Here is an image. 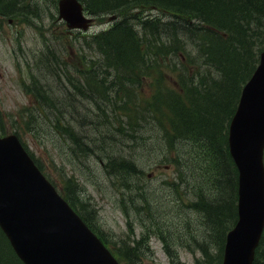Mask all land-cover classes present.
<instances>
[{
    "label": "trees",
    "instance_id": "1",
    "mask_svg": "<svg viewBox=\"0 0 264 264\" xmlns=\"http://www.w3.org/2000/svg\"><path fill=\"white\" fill-rule=\"evenodd\" d=\"M8 1L9 2H7V0H0L1 15L5 17L7 15L10 17H18L19 14L29 15V12H15V4H21L23 0ZM52 1L56 4L58 0ZM82 1L85 3V0ZM139 1L140 0H94V3L87 2V8L95 14L98 13L97 15L99 16L110 12L122 11L134 13L136 17L137 15L144 16L143 11L146 7L153 6L163 9L166 13L170 14V18L165 19V21L174 20L163 24L166 33L161 37H166L168 40L164 42L155 39L159 37L155 35V38L153 37L152 40L147 42L148 38H145V36H141L139 33L133 34L131 26L117 25L115 28V24L108 29L111 31L106 30L102 33H98L99 35L94 34L90 36L92 37L90 43L96 45L100 54L102 53L101 48H103L102 42L105 40L109 41V44H116L119 40H123L126 44H129L130 47L132 45L130 52H133L134 55L137 56V60L132 61L129 59V62L128 60L124 62L102 58V60H104L101 65L96 61L89 60L91 64L89 70L86 68L80 69L82 73L81 78H83L77 79L80 82V90L83 88V86L81 87V83L84 84V81L88 82L89 79V83L91 84L92 82L91 85H93L91 89H94V86H96L95 83L98 80L92 76L95 74L97 75L99 71L105 74L114 71L116 76L114 81L121 82V76L126 72V66L130 65L128 71L135 82L132 87L133 90L131 92L122 91V94L128 97L130 101L124 103L122 108H115L114 101L117 98H113V103L109 105L110 109L107 110L105 114L100 112L101 116L99 120L102 124L95 125V127L101 131L100 135L105 141H111L112 136L119 140L122 130L117 127L114 122H111L110 119L106 124V128H103V118H110L111 116L114 118L117 114L123 113L125 117L128 116L127 118L129 121L127 123L130 126L134 125L135 120L145 119L146 121V117H153V119H156L159 123L164 133L171 135L169 136L170 139H175L178 135L180 138H186L188 136L185 140L181 141L184 145H180L184 149V155H176L185 167L188 165L187 168H190V170L191 166L197 168V170L205 169V177L202 178L203 180L200 179L198 172H196L195 180L200 185L204 184L209 188L206 189L207 192H204L205 189H203V191L199 190L196 193V201L193 200L188 202L185 199L181 201L191 207L197 202H199L200 205L202 202L205 203L202 210L201 208H197L202 217H204L202 226L205 225V227L202 229L198 226H194L192 222L187 221L183 222L182 225L186 227V229L190 228V230L187 232L182 231L181 233L187 237V243L192 242V244H194L196 241L197 243L194 244V247L196 249L200 248L199 250L202 249L201 251L204 254V258H197V264H220L223 256L226 233L231 226L235 224L238 217V170L229 152L228 124L235 112L241 94V88L256 68L259 61V52L264 47V0ZM160 18L159 16H155L151 20L158 21ZM235 30L238 32H235ZM258 39L260 41H258ZM133 41H135L134 45ZM166 46L172 48L170 53L165 54ZM172 54L173 56H171ZM141 55H148L149 58H143ZM174 58L177 61L181 60L179 63H182L183 66L180 68L173 67L178 70L177 72L172 68V71L179 75V85L175 82V86H169L161 82V87L157 84L156 90L152 91L148 98H137L144 87L142 76H148L149 74H155L156 76L157 73H161L163 63L171 65V67L172 64L174 66L177 63H173ZM53 67L57 71L58 69H62L58 68L57 64H54ZM64 73L66 72L64 71ZM56 74L55 80L57 83L55 80L51 82V79H49L50 91L52 90V94H50L48 91L45 92L44 88L38 85L40 80L30 73V85L35 83L36 89L30 86L31 90L29 91L33 93L38 104L35 106V110L29 109V116L33 117V115L37 113L38 117L39 115H43L40 113L48 114L47 112H50L51 115H53V113L59 114L60 106L66 103L65 99L67 97L71 98V96L65 94L61 97L67 84L59 77L58 72ZM67 79H71V77L67 76ZM68 81H71L69 83L75 88L74 79ZM125 86L126 84L122 83V88ZM56 90L59 93H56ZM80 90L75 88V96L79 95L81 97L80 100L77 99V101L87 110L93 109L96 112L94 100L97 98V95L88 98V89L82 90V92ZM41 101L45 103V106L41 104ZM139 106L142 108H139V112L137 113L136 110ZM67 112H69V110ZM142 112H147V116L145 113L142 114ZM58 117L62 120L60 124L55 125L53 122H50L52 127L59 130L67 139V142L61 144V147L66 149H62L60 152L64 154L65 162H78L82 157H90L93 159V157L90 156V151L94 150V146H96L94 143L97 139L85 140L82 135L78 133L80 132V126L78 127L76 124L67 123V121L64 122L63 119L65 118H63L62 113L58 115ZM138 123H140V121ZM111 126L112 128H110ZM104 139H102V141H104ZM171 141L172 142L169 144L174 145V151H176V146L173 144V140ZM120 142L123 143L124 141H119L117 145H119ZM124 144H126V142H124ZM113 145L114 143L111 144L112 155H108V161H106L102 167L105 172L110 174L109 177L115 176V184L117 186L123 187L126 184L123 175L124 172L128 180L131 176V179H133L143 175L138 166L134 163V160L129 159L128 155L117 154L116 152L118 151L116 150L118 147L116 146L115 150ZM186 146L190 149L186 148ZM101 147L103 155L105 145L102 144ZM165 158L166 161L170 159L169 156ZM165 158L162 162H166ZM93 161L92 163H94ZM181 163H179V166L182 165ZM88 164L91 165L90 163ZM115 169H117V172L112 173ZM135 173L137 176L133 175ZM181 174L186 175V171ZM119 176H122V178ZM74 184L75 182L70 177L66 181L65 193L63 194L76 209L80 210L85 220L88 221L90 219V214L86 212L88 204L81 200V196L79 197L76 195L77 185ZM142 194L145 195L144 192ZM142 194V199L136 200V203L139 204H136V207L139 211L144 209L143 211H148V214H151L153 226L154 222L156 226H160L161 222L157 220L156 214L152 215L153 211H149V208L152 206L149 201L144 200ZM209 194L211 196H209ZM146 196H148L149 199L151 198L149 194H146ZM124 197L127 198L126 195ZM134 201V199H131L132 205ZM146 204L148 205L147 207ZM121 206L128 207L129 205L124 203L121 204ZM138 210L137 213H141L142 215L146 214ZM162 235H165V233H162ZM173 238L174 237L167 235V238L163 239L165 241L166 239L170 241V239L172 240ZM170 245L171 244H167L166 248L173 259L172 264H179L176 262L178 259L176 252L171 250ZM133 250V253L125 252L127 250L124 251L125 253H120V257L124 258L127 264H138L137 261L142 255L135 252L136 249ZM115 251L117 252L118 250L115 249ZM0 264H24L15 253L1 228ZM254 264H264V236L256 250Z\"/></svg>",
    "mask_w": 264,
    "mask_h": 264
},
{
    "label": "rangeland",
    "instance_id": "2",
    "mask_svg": "<svg viewBox=\"0 0 264 264\" xmlns=\"http://www.w3.org/2000/svg\"><path fill=\"white\" fill-rule=\"evenodd\" d=\"M91 2L94 3L92 0ZM21 5H24L28 10L29 15L18 16L13 22H10L9 18H5L0 14V124L3 131L7 133L17 132L20 135L29 150L38 159L44 171L51 175V179L60 190L63 187L65 179H68L70 176L73 175L71 177L73 181L74 179L78 180L79 186H82L90 194L86 197V200L92 198L93 210L95 212L92 215L93 224L109 239L112 246L119 247L127 244H136L137 246H142L138 247V249H150L151 253L140 257L138 264H172L162 240V233L169 231L173 237L179 238V234L184 231L181 226L182 223L179 221L186 218V215H189L188 219L191 220L190 222L194 226L198 225L202 229L205 227V225L202 226L204 217L200 213L192 210L193 207L191 206H187L182 202H176L178 201L177 198L183 195H186L184 196L186 201L191 202L195 200L194 197H196V193L199 190L203 191L205 189L204 192H207L206 189L209 187L204 184L200 185L195 180L196 172H198L200 179L203 180L205 169L197 170V168L191 166L190 170L186 164L185 167L176 155H184V149L180 146L184 144L177 138L179 142H174L173 140V144L176 146V151H174V145L169 144V140H171L169 136L171 135L165 134L160 125L153 119L146 117V121L145 119L135 120L134 125L130 126L127 123V117L124 116L125 114L119 113L114 118L111 116L110 121L114 122L122 130L119 141L123 140L126 144L120 142L119 145H113V148L115 147L114 149H116V146L118 147L116 150L118 151L116 152L117 154L128 155L129 159L134 158L138 162L139 168L141 167L145 174L141 177L138 176L143 180V182L141 181L143 190L142 187L120 188L113 184L109 180L110 174L104 172L100 167V162L104 163L108 161V155L112 152L110 144L114 140L111 138L112 142L105 141L100 135L99 129L95 127V124L98 125V120L101 116L100 112L105 114L110 107L107 101L96 98L94 100L96 112L93 109L87 110L84 108L77 101V99L80 100V96L77 95L75 97V88L80 90V82L77 80L78 76L74 77L75 88L71 84L65 86V91L61 94V97L64 94L71 96L69 98L72 100L69 102L71 106L67 108L70 111L69 118H72V122L81 127H79L80 132L78 133L85 140L97 139L94 144H104L105 149L104 154L100 155L99 158L97 154L103 153L102 149L96 146L100 150L96 149L98 151L96 152V147L94 146V150L91 151L92 154L90 155L92 157L95 155L93 159L82 157L78 162H65L64 154L60 152L62 149H66L61 147V144L67 142V139L59 133V130L57 131L56 128L52 127L51 124L53 122L55 125H58L62 122L61 118L58 117L59 114L53 113V117L50 112H47L48 114L40 113L43 115H39L38 117L37 113L33 117L29 116V109L35 110L34 104L36 103V99L31 92L25 90L23 84L28 82L29 70L33 66L38 54H46L51 47H56L57 50L62 47L69 51L65 52V56L71 58L68 56V53L74 54L79 42L81 40L84 41L94 31L99 30L102 21L96 20L93 27L86 31L85 34L81 33V31L70 32L66 24L61 20L51 22V12H57L55 11V3L52 0H25V2L23 0ZM144 17L153 19L155 16L139 17L138 22H143L142 18ZM160 17L158 21L164 22L165 19L170 18V14L164 13ZM130 26L131 28L133 27V25ZM146 32H150V27L146 29ZM92 47L94 45L91 43L86 52L92 54ZM79 53L77 54L79 55ZM168 69L169 67L164 68V70ZM62 72V69H58L59 77L63 76ZM71 75L68 71L64 73V76ZM47 78H49L48 73L45 79ZM41 81L44 82L42 77ZM143 85L141 94L137 98H148L150 96L152 83L148 77L143 79ZM55 92L59 93L57 90ZM79 106L81 107L79 108ZM139 108L141 109V106L137 108V113L139 112ZM82 109L84 112H82ZM142 114L144 113L142 112ZM26 116H28L27 120ZM139 121L142 123H138ZM72 122L71 124H73ZM186 148L190 149L188 146ZM167 156L170 158L168 163H157L158 160ZM93 160L95 164L92 163ZM88 163L92 164L89 165ZM179 163L182 165L179 166ZM185 171L186 175L181 174ZM116 172L117 169L112 171V173ZM125 174L124 172L123 175L126 183L132 182L130 181L132 176L128 180ZM133 175L137 176L136 173ZM119 177L122 178V176ZM134 188L136 190H133ZM124 190H126L127 198H124ZM131 190H133L136 196L131 194ZM142 191L145 193L143 195L144 200L151 203L152 207L149 208V211L165 217L160 226L155 225L149 231H144L139 219L131 216L133 213L136 214L138 210L136 200L138 198L142 199L140 198L143 193ZM146 194H149L151 198L149 199ZM76 195L80 197L77 191ZM209 196L211 195L209 194ZM133 198L135 200L133 203L134 209H128L127 211L125 208H120L121 199ZM191 211L192 213H190ZM126 213L129 217L124 216ZM166 226L171 230L167 229ZM146 236L148 238L147 243L145 241ZM195 243L197 242L195 241ZM145 244L148 246L146 247ZM188 246L190 244L187 242L182 245L184 249L182 248L180 252L181 261L185 264H195L194 253L190 252ZM198 252L197 254H200V251ZM142 259L143 261L140 262Z\"/></svg>",
    "mask_w": 264,
    "mask_h": 264
},
{
    "label": "water",
    "instance_id": "3",
    "mask_svg": "<svg viewBox=\"0 0 264 264\" xmlns=\"http://www.w3.org/2000/svg\"><path fill=\"white\" fill-rule=\"evenodd\" d=\"M59 12L73 28L92 20L78 0H59ZM229 144L239 170L238 220L222 264H253L264 228V57L242 90ZM0 225L26 264H119L13 134L0 136Z\"/></svg>",
    "mask_w": 264,
    "mask_h": 264
},
{
    "label": "bare ground",
    "instance_id": "4",
    "mask_svg": "<svg viewBox=\"0 0 264 264\" xmlns=\"http://www.w3.org/2000/svg\"><path fill=\"white\" fill-rule=\"evenodd\" d=\"M92 1H94V0H92ZM141 1V0H140ZM139 1V2H140ZM3 2V1H2ZM87 2H91V0H85V3H84V5H83V11H84V13L85 14H87V15H91V16H93L94 18H96L98 21H102L101 22V28L99 29V30H97V31H94V33H92L91 34V36L92 35H94V34H98V33H102V32H104V31H106V30H108L112 25H114L115 24V28H116V26L117 25H127V26H130V25H133V27L131 28V30H132V33H135V34H141V36H145V38H148V41L147 42H149L150 40H152L153 39V37L155 38V35H157V36H159V37H156L155 39H159V40H161V41H167L168 39L166 38V37H161V36H163L166 32H165V30H164V23H166V22H169V21H174L173 19L172 20H167V21H164V22H161V21H153V20H151L150 18H146V17H144V18H142L143 19V22H138V20H139V17H143V16H138L137 15V17L135 16V14L134 13H131V12H128V13H126V12H119V11H116V12H110V13H107V14H105V15H101V16H99V15H97V14H95V13H93L92 11H89L88 10V8H87ZM160 6V5H159ZM144 7V6H143ZM52 9V8H51ZM54 10V9H53ZM134 11V10H133ZM49 12V11H48ZM58 12V11H57ZM51 12V22H57L58 20L60 21H62L63 20V18L60 16V13L58 12ZM57 13V14H56ZM143 13H144V16H148V17H151V16H161L162 14H164V13H166V11L165 10H163V9H160V8H157V7H153V6H150V7H146L145 9H144V11H143ZM202 13V12H201ZM204 14V13H203ZM214 14V13H213ZM19 16H25V14H19ZM50 16V15H49ZM200 16V15H199ZM213 16H215V15H213ZM5 17V16H4ZM10 16L9 15H7L5 18H9ZM196 17V16H195ZM198 18V17H197ZM205 18V17H204ZM209 18H210V16H209ZM211 19V18H210ZM195 21H196V19H195ZM195 21H193V22H195ZM199 21V20H198ZM211 23V22H210ZM218 24V23H217ZM211 25V24H210ZM240 25V24H239ZM212 26V25H211ZM245 26V25H244ZM148 27H150V32H146V29H148ZM221 27V26H220ZM247 27V26H246ZM222 28V27H221ZM226 28V27H225ZM239 28V27H238ZM262 28V27H261ZM228 29V28H227ZM233 29V28H232ZM231 29V30H232ZM237 29V28H236ZM264 29V28H263ZM207 30V29H206ZM248 30V29H247ZM250 30H253V29H250ZM108 31H111V30H108ZM198 31H200V30H198ZM237 30H235V32H236ZM180 32V31H179ZM215 32V31H214ZM233 32V31H232ZM238 32V31H237ZM250 32V31H249ZM259 32H260V30H259ZM194 33V32H193ZM209 33V32H208ZM228 33V32H227ZM248 33V32H247ZM251 33H252V31H251ZM131 34V33H130ZM129 34V35H130ZM181 34V33H180ZM197 34V33H196ZM217 34V33H216ZM245 34V33H244ZM243 34V35H244ZM253 34H255V33H253ZM99 35V34H98ZM129 35H127V36H129ZM198 35V34H197ZM256 35V34H255ZM263 35V34H262ZM126 36V37H127ZM199 36V35H198ZM246 36V35H245ZM188 37V36H187ZM252 37V36H251ZM254 37V36H253ZM262 37V36H261ZM39 38H40V36H39ZM124 38H125V36H124ZM123 38V39H124ZM185 38V37H184ZM189 38V37H188ZM192 38H194V37H192ZM211 38V37H210ZM92 39V37H88L87 39H85L84 41L83 40H81L80 42H79V44H78V48H76V51H75V53L74 54H70V53H68V56H70L71 58H68V57H66L65 56V52H69L68 50H66V49H64V48H62V47H60V48H58V50H57V48L56 47H51L50 48V50L46 53V54H38L37 55V57L35 58V62H34V64H33V66L30 68V70H29V72L33 75V76H35L38 80H40L39 81V86H41V88H44V90H45V92H49L50 94H52L51 93V91H50V80L49 79H51V82H52V80H55L56 78V76H57V70H55V68L53 67V65L54 64H57V66H58V68H62V73H63V76H61V79H63V81L65 82V84H67L68 86L70 85V83L69 82H71V81H68V80H72V79H74V77L75 76H78V80L79 79H83V78H81L82 77V73H81V71H80V69H83V68H86L87 70H89V68H90V66H91V64H90V61L89 60H91V61H96V62H98L100 65L101 64H103V60L105 59V58H108V59H110L111 61H127L128 60V62H129V59L130 60H132V61H136L137 60V56L136 55H134V53L133 52H130V50H131V47H132V45H131V47L129 46V44H126V42L125 41H123V40H119V42L118 43H116V44H109V41H104V42H102V44H103V48H101V50H102V53L100 54V52L97 50V48H96V45L94 44V47H92L93 49V51H92V54H89V53H87L86 52V50L88 49V47H89V45L91 44L90 42V40ZM199 39H201V38H199ZM188 40V39H187ZM192 40V39H191ZM213 40V39H212ZM197 41V40H196ZM198 41H201V40H198ZM258 41H260L259 39H258ZM141 42V41H140ZM171 42V41H170ZM211 42V41H210ZM257 42V41H256ZM160 43V42H159ZM190 43V42H189ZM135 44V41H133V45ZM187 44V43H186ZM191 44V43H190ZM194 44V43H193ZM260 44V43H259ZM261 44H262V42H261ZM101 45V44H100ZM161 45V44H160ZM181 45V44H180ZM185 45V44H184ZM183 45V46H184ZM253 45H255V44H253ZM149 46V45H148ZM128 47H130V48H128ZM167 48H166V50H165V54H167V53H170L171 52V50H172V48H169L168 46H166ZM171 47V46H170ZM173 47V46H172ZM188 47V46H187ZM195 47V46H194ZM224 47V46H223ZM180 48V47H179ZM216 48V47H215ZM194 49V48H193ZM231 49V48H230ZM180 50V49H179ZM219 50H220V48H219ZM226 50V49H225ZM52 51H53V54H52ZM129 51V52H128ZM175 51V50H174ZM181 51V50H180ZM193 51V50H192ZM191 51V52H192ZM221 51V50H220ZM78 52H80L79 53V55L77 54ZM195 52V51H194ZM212 52V51H211ZM183 53H185V52H183ZM216 54V53H215ZM230 54V53H229ZM181 55H182V53H181ZM213 55V54H212ZM216 55H218V54H216ZM142 56V55H141ZM171 56H173V54L171 55ZM175 56V55H174ZM225 56V55H224ZM230 56H231V54H230ZM143 58H149L148 57V55L146 56V55H143L142 56ZM155 57V56H154ZM184 57V56H183ZM186 57V56H185ZM216 57V56H215ZM222 57V56H221ZM263 57H264V47L260 50V52H259V61H258V63H257V65H256V68L254 69V71L253 72H255L259 67H260V65L262 64V62H263ZM102 58H104L103 60H102ZM179 59H181L180 57H178ZM165 61H166V59H165ZM164 61V62H165ZM181 61V60H180ZM180 61H177L175 58L173 59V63H175V62H177L174 66H173V64H172V67H171V65H168V64H162L163 66H162V72L161 73H157V75L155 76V74H149L148 76L146 75V76H142V78L143 79H146V77H148V79L151 81V83H152V89H153V91H155L156 90V86H157V84L159 85V87H161V82L163 83L164 82V84H167V85H169V86H175V82H176V84H178L179 85V75L177 74V73H175V72H177L178 70L177 69H174L173 67H176V68H180L181 66H182V63L180 64L179 62ZM218 61V60H217ZM167 62V61H166ZM153 64V63H152ZM30 65V64H29ZM128 65H129V63H128ZM210 65V64H209ZM252 65V64H251ZM56 66V65H55ZM165 67H169V69L168 70H164V68ZM183 67V66H182ZM212 67V66H211ZM172 68L174 69V71L175 72H173L172 71ZM252 68H253V66H252ZM130 69V65L129 66H126V72H124V75H122L121 76V78H122V80H120L121 82H116V81H114L115 79H116V76H115V73H114V71L113 72H109V73H102L101 71H99V72H97L98 74L96 75H93L92 77L93 78H96L97 80H95V81H97L95 84H96V86H94V89H91V86H93V85H91L92 84V82H91V84L89 83V80H88V82L87 81H84V84H82L81 83V87L83 86V88L80 90L81 92H82V90H85V89H88L87 90V95H88V98H92L93 96H96L97 95V98L98 99H102L103 101L105 100V101H107L108 103V105H110V104H112L113 103V98H117V99H115V101H114V107L115 108H117V107H119V108H122V105L124 104V103H126V102H129L130 101V99L128 98V97H126L125 95H123L122 93V91H124V92H131L132 90H133V85H134V80L132 79V77H131V75H130V73H129V70ZM49 70V71H48ZM55 70V71H54ZM203 70V69H202ZM205 70V69H204ZM64 71L65 72H70L72 75L70 76L71 77V79H67V76H64ZM103 71V70H102ZM208 71V70H207ZM210 72V71H209ZM47 73H48V76H49V78H47V79H45L46 78V75H47ZM201 74H204V73H201ZM208 74V73H207ZM161 76V77H160ZM209 76V75H208ZM41 77L43 78V79H45L44 80V82H42L41 81ZM91 78V77H90ZM56 81V80H55ZM62 81V82H63ZM114 81V82H113ZM56 83H57V81H56ZM122 83H125L126 84V86L124 87V88H122ZM64 84V83H63ZM88 84V85H87ZM94 84V83H93ZM80 85V84H79ZM33 87V88H35L36 89V87H35V83H32L31 85H29L26 89H29V87ZM90 87V88H89ZM56 88V87H55ZM96 89V90H95ZM43 90V91H44ZM62 90V89H61ZM64 91V90H63ZM242 94V93H241ZM75 97H77V96H75ZM81 98V97H80ZM77 99V98H76ZM109 100H110V102H109ZM65 101H66V103H63L61 106H60V112H58L59 113V115L62 113V116H63V118H65V119H63V121L64 122H66L67 121V123L69 122L70 124H71V122H72V118L70 119L69 118V113H70V111L69 112H67L69 109L67 108V107H70L71 105H70V103L69 102H71L72 100H70L68 97L65 99ZM75 103V102H74ZM97 103V102H96ZM41 104L43 105V106H45V103L44 102H42L41 101ZM94 104H95V101H94ZM76 105V104H75ZM89 106V105H88ZM106 106V105H105ZM76 107V106H75ZM81 106H79V108H80ZM98 107V106H97ZM100 107V106H99ZM142 108V107H141ZM83 110V109H82ZM105 110V109H104ZM81 111V110H80ZM82 112H84V110L82 111ZM79 113V112H78ZM145 113V115H147V112H144ZM235 113V112H234ZM83 114V113H82ZM85 114V113H84ZM234 115V114H233ZM233 115H232V117H233ZM53 116V115H52ZM80 116V115H79ZM54 117V116H53ZM81 117H82V115H81ZM128 117V116H127ZM231 117V118H232ZM74 118V117H73ZM79 118V117H78ZM100 119V118H99ZM109 119L110 118H108V117H106V118H103V128H106V124L108 123V121H109ZM151 119H153V117H151ZM83 120H85V119H83ZM82 120V121H83ZM157 124H159L157 121H156V119H153ZM74 121H75V119H74ZM73 123V122H72ZM75 123V122H74ZM73 123V124H74ZM81 123V122H80ZM140 123H142V122H140ZM149 123V122H148ZM102 124V122L99 120L98 121V125H101ZM95 125H97V124H95ZM110 128H112V126L110 127ZM133 128V127H132ZM116 130V129H115ZM101 132V131H100ZM103 132V131H102ZM163 133V132H162ZM109 134V133H108ZM119 134V133H118ZM117 134V135H118ZM125 136V135H124ZM101 137V136H100ZM106 137V136H105ZM117 137V136H116ZM133 137V136H132ZM182 137V136H181ZM186 137V136H185ZM188 137V136H187ZM186 137V138H187ZM119 138V137H118ZM150 138V137H149ZM176 138L177 139H179V140H185L186 138H180V136L178 135V136H176ZM171 139V140H174V142L176 141V142H179L177 139ZM107 139V138H106ZM132 139V138H131ZM110 140V139H109ZM112 140H114L113 141V143H114V145L115 144H118V142H119V140H117L115 137H113L112 136ZM111 140V141H112ZM171 140H169L170 141V143H171ZM91 143V142H90ZM96 143V142H95ZM109 143V142H108ZM124 143V142H123ZM84 145V144H83ZM95 145V144H94ZM101 145L102 144H96V146L97 147H101ZM104 145V144H103ZM111 145V144H110ZM121 145V144H120ZM95 146V147H96ZM140 146V145H139ZM95 148V150L96 149H98V148ZM128 147V146H127ZM102 148V147H101ZM105 148V147H104ZM115 148V147H114ZM136 148V147H135ZM157 148V147H156ZM99 150V149H98ZM114 150V149H113ZM116 150V149H115ZM87 151V150H86ZM85 151V152H86ZM100 151V150H99ZM102 151V150H101ZM83 152V151H82ZM91 152V151H90ZM96 152H98L97 150H96ZM81 153V152H80ZM74 154V153H73ZM91 154H92V152H91ZM115 154V153H114ZM88 155H90V154H88ZM98 155V157L100 156V155H102V153H99V154H97ZM112 155V154H111ZM85 156V155H84ZM95 156V155H94ZM93 156V157H94ZM78 157H79V155H78ZM81 157V156H80ZM129 158V157H128ZM165 158V157H164ZM164 158H162L161 160H158V162L157 163H160V164H164V163H168V161H166V158H165V161L166 162H162V160H164ZM102 159V158H101ZM133 160H134V158H132ZM75 160V159H74ZM94 162V161H93ZM105 163V162H104ZM104 163H102V162H100V167L103 169V165H104ZM134 163L138 166V168H139V164H138V162L136 161V160H134ZM95 164V163H94ZM102 165V166H101ZM237 168V167H236ZM140 169V172H142V175H144L145 174V172H144V170L140 167L139 168ZM179 169V168H178ZM237 170H238V168H237ZM103 171H104V169H103ZM105 172V171H104ZM144 172V173H143ZM114 176V175H113ZM71 177V176H70ZM115 177V176H114ZM114 177H109V180L111 181V182H113V184H115L116 183V180H115V178ZM130 181H132V182H130V183H126L123 187H142L143 186V184L141 183V181L143 182V180H141L140 178H138V177H135V178H133V179H131ZM74 182H75V184L74 185H77V188H76V191L78 192V194L80 193V196H81V200H83V201H85L87 204H88V209L86 210V212H89L90 214H92V215H94L95 214V212H94V210H93V201H92V198H90V199H88V200H86V197L88 196V195H90V194H88L87 192H86V190L82 187V186H79V184H78V180H75L74 179ZM116 185V184H115ZM117 186V185H116ZM145 186V185H144ZM146 187V186H145ZM120 188H122V186L120 187ZM130 189V188H129ZM133 190H136L135 188L133 189ZM133 190H131L130 192H131V194L132 195H135V193H133ZM142 190H143V187H142ZM129 191V190H128ZM145 191V190H144ZM136 192V191H135ZM138 192V191H137ZM143 192V191H142ZM127 193H126V190H124V192H123V195L125 196ZM131 194H129V195H131ZM137 194V193H136ZM145 194V193H144ZM143 195V194H142ZM148 195V194H147ZM136 196V195H135ZM140 196V195H139ZM184 196H186V195H183V196H180V197H178L177 198V200L178 201H176V202H181L185 197ZM126 197H127V195H126ZM131 197V196H130ZM125 198V197H124ZM135 198V197H134ZM133 198V199H134ZM141 198V197H140ZM164 198V197H163ZM195 199H196V197H194ZM238 198H239V196H238ZM123 199V198H122ZM121 199V201H120V203L121 204H124V203H126V204H128L129 206L128 207H123V206H121L120 208L121 209H126L127 211H128V209H134V206L132 205V203H131V199H124V200H122ZM139 199V198H138ZM141 200V199H140ZM209 200V199H208ZM193 201V200H192ZM196 201V200H195ZM135 202V201H134ZM166 202V201H165ZM145 203V202H144ZM150 203V202H149ZM161 203V202H160ZM136 204H138V203H136ZM143 204V203H142ZM205 203H201V205L199 204V202H197V203H194V205H193V208H192V210H195V211H197L198 213H200V211L197 209V208H201V210H202V208L205 206L204 205ZM209 204V203H208ZM139 205V204H138ZM137 205V206H138ZM150 205H151V203H150ZM156 205H157V203H156ZM163 206V205H162ZM99 210V209H98ZM144 210V209H143ZM143 210H140V211H143ZM188 210V209H187ZM139 211V210H138ZM139 211V212H140ZM143 212H145L146 214L145 215H142L141 213L139 214V213H137L136 212V214L135 213H133L131 216H135V218H137V219H139V221H140V225L142 226V228H143V230L144 231H149V230H151V228L153 227V220L151 219V214H148V211L146 212V211H143ZM181 212V211H180ZM190 213H192V211L190 212ZM237 213H238V201H237ZM130 214V213H129ZM148 214V215H147ZM156 214V213H155ZM155 214H153L152 213V215H155ZM197 214V213H196ZM195 214V215H196ZM150 215V216H149ZM157 215V214H156ZM174 215V214H173ZM181 215V214H180ZM186 215V214H185ZM191 215V214H190ZM96 216V215H95ZM183 216V215H182ZM187 217L186 218H184L183 220H181V221H179L180 223H183V222H187V221H191L190 219H188V216L189 215H186ZM197 216V215H196ZM199 216V215H198ZM184 217V216H183ZM157 220H159L161 223H163V219L165 218V217H163L162 215H160V214H158L157 215ZM167 218V217H166ZM196 218V217H195ZM181 219V218H180ZM178 220V219H177ZM213 223V222H212ZM152 225V226H151ZM160 225V224H159ZM178 225V224H177ZM154 226H155V222H154ZM172 226V225H171ZM181 226H182V228H183V230H184V232H187L188 230H190V228H188V229H186V227H184L182 224H181ZM196 226H198V225H196ZM166 228L167 229H169V230H171L168 226H166ZM179 228V227H178ZM233 228V226H231V228L227 231V233H226V236H227V234H228V232L231 230ZM176 230V229H175ZM190 232V231H189ZM167 235H169L170 237H173V235H172V233L171 232H169V231H165V235H162V240H163V242H164V244H165V246L167 245V244H171L170 245V248H171V250L173 251V252H176V255H177V257H178V259L176 260V262L177 263H181V264H185L183 261H181V258H180V252H181V249L183 248L182 247V245L183 244H185L186 242H187V237L183 234V233H180L179 234V238H173L172 240L170 239V241L168 240V239H166V241L163 239V238H167ZM263 236H264V228H263V231H262V235H261V239H260V242H261V240H262V238H263ZM191 237V236H190ZM225 237V236H224ZM190 239V238H189ZM145 241H146V243L148 242V238H147V236L145 237ZM190 244V246H188V248H190V252H192V253H194V256H195V264H197L196 263V261H197V258H204V254H203V252L201 251V250H199L198 248L196 249L195 247H194V245L192 244V242L191 243H189ZM192 245V246H191ZM145 246L147 247L148 245L147 244H145ZM213 246V245H212ZM138 247H142V246H137L136 244H132V245H129V244H127V245H125V246H119V247H116L117 248V250H118V252H119V254L120 253H125V252H127V253H133L134 252V250L133 249H136V251L135 252H138V253H140V254H142L141 255V257L142 256H144V255H146V254H150L151 253V250L150 249H145L144 250V248H141V249H138ZM128 249H131V250H128ZM167 249V248H166ZM184 249V248H183ZM212 249V248H211ZM217 249V248H216ZM125 250H127V251H125ZM125 251V252H124ZM198 251H200V254H197V252ZM16 253V252H15ZM167 253L169 254V256L171 257V255H170V253H169V251H168V249H167ZM199 253V252H198ZM121 255V254H120ZM18 256V255H17ZM176 259V258H175ZM171 260L173 261V259H172V257H171ZM218 260V259H217ZM203 261V260H202ZM138 262V261H137ZM204 262V261H203ZM221 264V263H220Z\"/></svg>",
    "mask_w": 264,
    "mask_h": 264
},
{
    "label": "flooded vegetation",
    "instance_id": "5",
    "mask_svg": "<svg viewBox=\"0 0 264 264\" xmlns=\"http://www.w3.org/2000/svg\"><path fill=\"white\" fill-rule=\"evenodd\" d=\"M15 5H16L15 12H17V13H20V12H28V10L24 7V5H21V4H15Z\"/></svg>",
    "mask_w": 264,
    "mask_h": 264
}]
</instances>
